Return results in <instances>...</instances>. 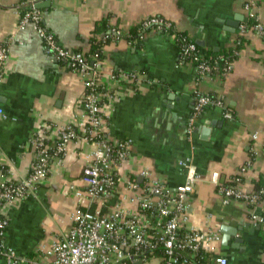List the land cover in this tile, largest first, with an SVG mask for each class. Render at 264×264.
Instances as JSON below:
<instances>
[{"label":"crops","instance_id":"obj_1","mask_svg":"<svg viewBox=\"0 0 264 264\" xmlns=\"http://www.w3.org/2000/svg\"><path fill=\"white\" fill-rule=\"evenodd\" d=\"M43 2L47 3L39 7L43 24L61 45L72 50L88 52L94 27L106 21V35L111 37L102 47L101 80L114 96L103 101L105 133L113 142L131 140L130 156L120 170L121 182L113 195L104 203L82 207H101L107 212L124 194L125 178L139 184L147 181L141 174L145 167L174 190L186 181V169L179 160L189 156L201 174L187 195L191 222L220 231L219 252L228 258V264H264V237L261 228L251 222L252 207L235 200L225 204L211 181L214 172L222 182L241 173L244 177L239 186L249 192L264 183V37L246 31L243 45L231 60V71L200 77L181 55L173 31L151 27L137 35L131 33L144 19L159 15L170 19L175 31L185 33L201 48L216 52L236 48L249 18L247 0H40ZM22 10V0H0V44L8 47L0 84V104L7 115L0 118V183L20 181L28 175L37 152L31 139L43 124L47 125L46 143L54 147L59 129L77 122L84 112L81 76L69 63L45 53L31 24L19 28ZM254 11L264 23V0H255ZM116 30L121 32L118 36ZM112 70L139 72L141 81L112 82L107 76ZM197 90L222 97L232 117L225 118L219 107L207 108L189 132ZM93 148L85 138L71 141L58 170L25 199L6 207L10 222L7 246L32 257L42 246L66 236L79 206L73 193H65V189L73 184L86 191L81 177L84 155ZM256 210L264 213V203ZM235 228L238 233H232ZM237 237L243 242H237Z\"/></svg>","mask_w":264,"mask_h":264},{"label":"built area","instance_id":"obj_2","mask_svg":"<svg viewBox=\"0 0 264 264\" xmlns=\"http://www.w3.org/2000/svg\"><path fill=\"white\" fill-rule=\"evenodd\" d=\"M39 3L40 0H22L23 10L18 14V26L25 29L31 24L43 41L45 53L57 61L69 63L81 76L84 112L77 122H70L59 129V138L54 147L46 143L47 125L43 124L31 139L37 152L28 175L20 181L4 180L0 183V264H194L196 259L205 255L210 256L212 264H228V258L219 252L221 233L209 225L211 216H207V228L190 220L187 195L201 180L192 157L179 160V165L186 169V181L174 190L145 167L141 174L147 177V181L139 184L134 179L125 178L124 194L107 212L101 207H82L96 202L104 203L113 195L121 182L120 170L130 156L131 140L113 142L106 136L103 101L107 103L114 92L101 80L103 63L99 55L96 53L89 60L85 52L61 45L56 35L43 24ZM254 4L255 0H247L245 9L248 17L255 19L254 31L264 37V23L255 13ZM141 27L176 30L170 19L159 15L144 19ZM120 33V30H116L114 34L118 36ZM177 39L181 55L183 58L189 57L198 76L214 73L215 67L198 55L199 45L195 41L183 33H179ZM7 58L8 47L0 44V84L5 77ZM231 69L232 63L229 62L221 71L222 75H227ZM107 76L112 82L137 84L141 81L136 71L112 70ZM210 107L223 109L225 118L232 117L222 97H213L197 90L194 111L188 122L189 132L193 130L197 117ZM6 117L0 104V118ZM253 136L257 138V133ZM80 138L92 142L94 148L84 155L85 166L81 177L86 191L73 184L65 189V193H73L79 206L71 217L66 236L42 246L35 256L18 254L5 243L10 223L6 207L25 199L30 191L58 170L64 162L68 144ZM245 169L243 167L242 172ZM211 181L223 196L225 204L233 200L246 202L252 207V224L258 228L264 227V213L256 212L264 203V187L245 191L239 183L231 185L228 184L229 180L222 182L218 172L213 173ZM236 181L239 182V178Z\"/></svg>","mask_w":264,"mask_h":264},{"label":"trees","instance_id":"obj_3","mask_svg":"<svg viewBox=\"0 0 264 264\" xmlns=\"http://www.w3.org/2000/svg\"><path fill=\"white\" fill-rule=\"evenodd\" d=\"M254 23H255V19L248 18V20L246 21L245 30L243 31L242 34H240L237 37L236 42L238 43V45L236 46V48H228L226 50L216 52L211 49L206 50L205 48L199 47L200 51L198 55L202 59H204L206 62L212 64L215 67L213 70L214 72H221L224 66H226L229 62H231L232 58L236 56L235 51L238 50L243 45L244 33L248 30L254 31V28H253ZM138 27L131 30V33L133 35H137L138 31L142 29L141 25ZM107 31H108V28H107L106 21L97 23L96 26L94 27L92 31V35H91V43H92L91 48L88 52L85 53L87 57L89 58V60H92V58H94L95 54L97 53L99 55L100 61H103V52H102L103 43L111 37V35L109 34L106 35ZM171 31H173L176 34V37H178L179 33H183V32H178L175 30H171ZM75 51H82V50H75ZM219 56H222V58L218 59ZM185 59L189 60V57ZM243 177L244 176L242 174H239L233 177L232 179H230L228 181V184L234 185V184L240 183ZM236 178H239V182L236 181ZM262 187H264V183L262 184V186L260 185L257 190L261 189ZM260 230L262 231L261 233L263 234L262 237H264V227H262ZM194 264H212V262L210 260V256L205 255L203 258L196 259Z\"/></svg>","mask_w":264,"mask_h":264},{"label":"water","instance_id":"obj_4","mask_svg":"<svg viewBox=\"0 0 264 264\" xmlns=\"http://www.w3.org/2000/svg\"><path fill=\"white\" fill-rule=\"evenodd\" d=\"M47 3H48V1H47ZM47 3H46V2L39 3V4H38V7L44 6V5L47 4ZM233 25L235 26L236 24L233 23ZM228 232H229V231H228ZM232 233H238L237 228H235L234 232L232 231ZM225 238H226V236H224V239H225ZM236 241L239 242V243H241V242H243V238H241V237H237V238H236Z\"/></svg>","mask_w":264,"mask_h":264}]
</instances>
